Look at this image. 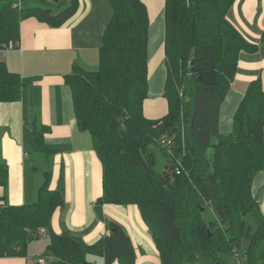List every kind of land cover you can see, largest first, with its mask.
I'll return each instance as SVG.
<instances>
[{"label": "trees", "instance_id": "16d2710c", "mask_svg": "<svg viewBox=\"0 0 264 264\" xmlns=\"http://www.w3.org/2000/svg\"><path fill=\"white\" fill-rule=\"evenodd\" d=\"M113 15L104 31L99 67L75 66L66 80L72 88L78 126L89 131L103 166V194L95 204L104 219L105 204H135L160 251L162 264H229L235 216L253 215L256 230L244 251L248 264H264V214L252 192L264 170V90L249 84L230 133L220 130V113L237 72L240 52L255 51L229 20L236 0H166L165 96L169 113L150 119L143 113L148 96L150 20L141 0H109ZM80 0H0V48L16 45L20 22L34 16L61 27L78 11ZM264 39V31H263ZM20 75L0 62V100L19 97ZM194 99V106L193 101ZM44 128L35 127L44 163L53 152L42 146ZM173 137L171 148L163 138ZM158 150L164 161L158 168ZM33 202L0 205V257L22 256L39 229L51 231L46 254L27 264H135L125 230L110 222L93 244L68 231L54 233L53 212L65 204V174L51 189L52 168ZM9 168L0 164V186ZM240 256V255H239ZM44 262V263H42Z\"/></svg>", "mask_w": 264, "mask_h": 264}, {"label": "crops", "instance_id": "0c3cea01", "mask_svg": "<svg viewBox=\"0 0 264 264\" xmlns=\"http://www.w3.org/2000/svg\"><path fill=\"white\" fill-rule=\"evenodd\" d=\"M141 1L150 14L149 91L143 113L156 119L169 113V101L164 94L168 76L166 0ZM80 3L77 13L61 27H51L34 16L23 19L16 45L0 48V62H5L7 69L19 73L21 78L19 97L14 101L0 100V164L9 168L8 182L0 186V205L19 206L37 198L38 190L30 189L28 181L34 174L41 179L34 168L42 164L36 160L42 155L34 129L43 126L42 146L54 153L51 189H56L62 170L65 174V204L53 212L52 231L78 234L90 245L107 234L110 222H115L131 239L135 264H162L160 251L137 205L105 204L104 219H99L95 212V204L103 194V166L89 131L78 126L66 75L72 74L75 66L86 70L99 67L100 47L113 8L109 0ZM228 18L256 47L255 51L240 52L237 72L221 105L220 130L231 132L235 112L249 84L260 79L264 90V0H236ZM256 176V183L264 182V170ZM255 180L253 196L264 214V190L258 196L260 189L258 184L254 185ZM50 233L47 231L44 237L50 239ZM29 257L32 256H1L0 264H27Z\"/></svg>", "mask_w": 264, "mask_h": 264}, {"label": "rangeland", "instance_id": "374dc122", "mask_svg": "<svg viewBox=\"0 0 264 264\" xmlns=\"http://www.w3.org/2000/svg\"><path fill=\"white\" fill-rule=\"evenodd\" d=\"M192 101H193V106H194V99H192ZM225 130L226 129L222 128L221 132L222 133H225V132L230 133V129L228 131L227 130L225 131ZM169 138L172 139L173 137H169ZM157 153L159 155L158 156V165H159L158 168H160V166L163 164L164 158H163L162 154L160 153V150H158ZM36 160H39L42 163L41 164L42 170H44V168H47V169L52 168V166H53V159H49V161L47 160V162L44 163L43 158L40 156H37ZM38 172L40 174L41 179L39 178V175L35 176V174H34V175L29 176L28 187L30 189L39 188L43 182V177L41 176L42 171H38ZM256 180L254 182V185H256V184L259 185L260 190H259L258 196H260V193H262L264 190V182H262V180H259V182L256 183ZM254 194H255V190H254ZM234 223H235L236 240L233 243V248H234V251L236 252V254H223L222 256L224 257V259L229 264H248V260H247V257L244 255V251H246V247L250 243L248 236L250 234H252L257 228V220L251 214H247L246 216H243L241 214H237L235 216ZM48 241H49V239L44 237L43 235H41L39 238L34 239L32 241L29 240L28 244L26 245V251H25L26 254L28 256L29 255L30 256H36V255L46 254V252H47L46 247H47ZM102 260L103 259L100 257L88 256V261L91 263L103 264Z\"/></svg>", "mask_w": 264, "mask_h": 264}, {"label": "built area", "instance_id": "2783aa9c", "mask_svg": "<svg viewBox=\"0 0 264 264\" xmlns=\"http://www.w3.org/2000/svg\"><path fill=\"white\" fill-rule=\"evenodd\" d=\"M5 48H7V47H5ZM162 143H163V145L165 147L171 148V146L173 144V140L170 139V138L169 139L168 138H165V139L163 138ZM41 235H43V236L47 235V230L45 228L39 229L38 232L34 235V237H40ZM42 263H44V262H42ZM113 264H119L118 260H115L113 262Z\"/></svg>", "mask_w": 264, "mask_h": 264}, {"label": "water", "instance_id": "95a60500", "mask_svg": "<svg viewBox=\"0 0 264 264\" xmlns=\"http://www.w3.org/2000/svg\"><path fill=\"white\" fill-rule=\"evenodd\" d=\"M2 132H3V128H0V135L2 134Z\"/></svg>", "mask_w": 264, "mask_h": 264}]
</instances>
